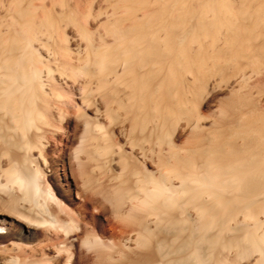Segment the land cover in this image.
I'll return each mask as SVG.
<instances>
[{
	"label": "bare ground",
	"instance_id": "obj_1",
	"mask_svg": "<svg viewBox=\"0 0 264 264\" xmlns=\"http://www.w3.org/2000/svg\"><path fill=\"white\" fill-rule=\"evenodd\" d=\"M236 2L0 0V264H264V5Z\"/></svg>",
	"mask_w": 264,
	"mask_h": 264
},
{
	"label": "rangeland",
	"instance_id": "obj_2",
	"mask_svg": "<svg viewBox=\"0 0 264 264\" xmlns=\"http://www.w3.org/2000/svg\"><path fill=\"white\" fill-rule=\"evenodd\" d=\"M67 87L63 88L61 90V92L64 96L65 101L70 106H72L75 104L74 100L76 98L77 92L75 91L76 89H73V88L71 89V86L70 87L67 86ZM203 105L201 106L202 110L205 107ZM68 115H69V113L64 114L65 118L63 117L61 119V121L58 123L57 134L55 136H51L48 138V144H47V146H45V152H43L45 159H46V164L44 165V170H43L44 171L43 172V179H45V181H47V182H44V184L45 185L48 184L49 186L51 185L50 188L53 189V190L52 189L51 190L52 191L55 190L54 191L55 195H57L59 198H61L63 200H65L64 198L67 197V193L65 192L67 182H64L62 179L64 175L67 176L69 174V172H71L72 177L75 180V183L77 185L82 186V183H81L82 178H80V176L78 175L76 167L72 166L71 168H68V166L63 161L59 160L58 158H55L57 156V152H58L57 150L65 147L66 144H70V143H67V139L64 137V135L66 134V130L68 131L67 134L68 133L73 134L75 132L76 123H75V121L68 118ZM62 132H65V133L62 134ZM95 171L98 173V171L94 169L93 170V172H94L93 176L96 173ZM108 176H109L108 173L104 172V174L101 175L100 178H101V180L102 179L105 180L106 178L108 179ZM57 179H60V181H58ZM107 179H106V181H107ZM56 184H57V186H56ZM100 206L103 207L105 205L101 204ZM102 213H103V216H101ZM102 213L99 214V218H98L100 222H103L106 219V217H104V216H106L105 212H102Z\"/></svg>",
	"mask_w": 264,
	"mask_h": 264
},
{
	"label": "crops",
	"instance_id": "obj_3",
	"mask_svg": "<svg viewBox=\"0 0 264 264\" xmlns=\"http://www.w3.org/2000/svg\"><path fill=\"white\" fill-rule=\"evenodd\" d=\"M231 1H235L236 2V0H231ZM240 1V0H239ZM243 1V2H242ZM241 2H236V3H245L246 1H248V0H245V2H244V0H242ZM254 1H257V2H260V3H262L263 5H264V0H254ZM256 17H257V15H259L260 17H264V12H262V13H256V14H254ZM258 16V17H259Z\"/></svg>",
	"mask_w": 264,
	"mask_h": 264
}]
</instances>
